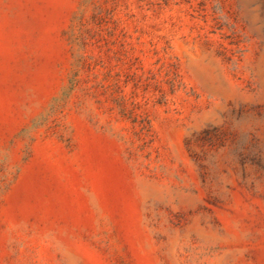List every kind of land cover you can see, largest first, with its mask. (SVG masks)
Masks as SVG:
<instances>
[{"label": "rangeland", "instance_id": "obj_1", "mask_svg": "<svg viewBox=\"0 0 264 264\" xmlns=\"http://www.w3.org/2000/svg\"><path fill=\"white\" fill-rule=\"evenodd\" d=\"M0 264H264V0H0Z\"/></svg>", "mask_w": 264, "mask_h": 264}]
</instances>
